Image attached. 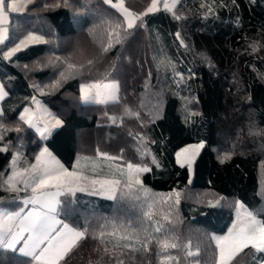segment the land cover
Listing matches in <instances>:
<instances>
[{"label":"trees","instance_id":"1","mask_svg":"<svg viewBox=\"0 0 264 264\" xmlns=\"http://www.w3.org/2000/svg\"><path fill=\"white\" fill-rule=\"evenodd\" d=\"M151 2L124 0L136 14ZM26 5L10 12L7 39L0 44V82L7 93L0 148L8 149L0 151V204L19 207L28 192L22 183L20 191H10L2 179L14 155L19 154L17 168L36 161L42 139L20 118L36 96L61 119L45 143L67 167L79 154L106 152L149 169L140 173L141 184L130 193L121 188L115 199L82 191L62 199L61 217L87 232L60 264H177L167 256L178 257V264H217L211 233L228 229L237 200L264 220V0H179L171 11L160 7L143 15L131 29L105 0ZM32 31L45 41L3 58ZM94 81H116L118 100L83 101L81 85ZM200 140L204 146L191 174L176 161V152ZM177 192L179 204L171 195ZM219 197L221 205L209 204ZM149 205L151 218L145 215ZM113 224L131 225L147 249L133 239L139 251L105 253L112 238L102 244L93 237L110 233ZM173 237L179 246L161 251L157 241ZM189 250L198 254L188 256ZM31 260L0 247V264ZM263 260V251L248 246L230 264Z\"/></svg>","mask_w":264,"mask_h":264},{"label":"snow or ice","instance_id":"2","mask_svg":"<svg viewBox=\"0 0 264 264\" xmlns=\"http://www.w3.org/2000/svg\"><path fill=\"white\" fill-rule=\"evenodd\" d=\"M105 2L112 4V0H105ZM157 3L158 0H152L147 11L141 14L131 12L125 7L124 0H118V3L114 4L113 7L123 13L127 21L126 27L131 29L135 26L136 21L141 19L143 15L157 11ZM26 6L27 5L23 2L17 3L16 0H11V3L8 4L6 8L5 0H0V44H3L7 39L8 29L3 27V25L8 23L10 12L19 13L23 11ZM174 7L175 0H173L172 4H164L165 10L171 11ZM120 27V24L116 25L117 29ZM116 37L117 42H119L120 33L118 31L116 32ZM41 40L42 37L29 34L25 40L21 41L14 48L4 52L3 58L10 59L11 56L21 50L22 46H27L29 41L36 43L41 42ZM111 46V42H109L108 47ZM104 50L107 51V48ZM68 67L71 69L76 66L69 64ZM57 84H59V81H57ZM81 92L85 101L91 100L96 103L106 104L109 101L118 100L119 85L116 82L85 84L82 85ZM6 95L7 93L4 91L3 85L0 84V99H3ZM36 103L38 105L37 112H31L29 109H25L20 118L30 127L36 128L41 136H44L45 132L48 131L47 121H45V127L42 129L40 121L44 120L45 117L39 112V102L37 101ZM126 112L130 113L131 110L126 109ZM112 119L115 120L116 118L112 117ZM60 123H62L60 120H55L56 125ZM2 127L3 126H0V128ZM12 130L20 131L19 128ZM0 139H3L2 134H0ZM196 147L202 148L203 145L201 144ZM0 151H8V149L4 147L0 148ZM46 155L50 157V159H45ZM179 155L180 154H178V157ZM100 156H106V154L101 153ZM227 158L228 157L225 156V159ZM18 159L19 154L12 157L10 163L12 174L8 176L4 183L8 186V190L10 191H20L17 185L21 183L24 185V190L31 188L32 196L26 203L32 204L33 208L26 215L22 214V210L15 213L0 211V247L16 250L15 246L23 241V247L20 248L19 251L35 260L36 264H60L78 242L85 237L87 229L82 231L77 230L57 219V206L60 204L58 197L61 195V189H67L71 192L73 188L70 186L82 181H89V177L83 175V171L79 169V161L77 162V166H74L73 170L69 171L60 164L59 161L55 160L54 157H51V153H48L46 148L35 158V164H30L23 169L17 168ZM84 159L89 160L90 158L85 157ZM127 170L128 178L124 182L123 187L130 193L134 184H141L139 179L133 180V173L149 171V169L140 168L138 166L134 167L132 164H128ZM90 183L93 186L99 185L100 188L98 193L94 192L93 194L108 195L111 199L116 198L115 193L121 185V181L116 179H92ZM52 189H54V191ZM80 190L84 191L85 189L81 188ZM142 191L145 197H147L149 190L144 188ZM171 195L176 197L175 203L179 204L180 193L177 192ZM136 198L139 199V197ZM151 207L152 206L149 205V211L145 213L149 218L152 217ZM240 207L243 208V205H240ZM164 219L167 220L168 216H165ZM155 231L159 232L160 228L157 227ZM106 236L112 238L113 246L112 249L105 247L103 249L105 253L109 251L114 252L118 248H132L134 251L140 250L130 243H122L133 239L138 243H142L137 230L132 228L131 225L127 227L121 225L118 227L113 224L110 233L101 230L93 238H99L102 244H106L108 242L105 239ZM214 239L219 249L218 264H230L237 254L242 252L243 249L247 248L249 245H252L257 251H264V220H258L252 212H246L242 217L238 209L237 220L228 230L227 235L214 237ZM175 240L176 238L173 237L172 242L168 239H164L157 241V243L161 251H165L169 248L175 249L179 246L174 242ZM148 242L150 243L151 241L149 240ZM142 247L146 250L147 244L142 243ZM188 248H191L190 244ZM197 254L198 252L194 253L191 250L187 252L188 256ZM165 259L168 261H177L178 264L179 258L167 256ZM161 264H164V261H162Z\"/></svg>","mask_w":264,"mask_h":264},{"label":"rangeland","instance_id":"3","mask_svg":"<svg viewBox=\"0 0 264 264\" xmlns=\"http://www.w3.org/2000/svg\"><path fill=\"white\" fill-rule=\"evenodd\" d=\"M28 0H16L17 3H27ZM179 0H175V5L176 3L178 2ZM6 5L7 6L8 4L11 3V0H7L6 1ZM118 3V0H112V5ZM152 3V2H151ZM165 3H169V4H172L173 3V0H158V3H157V9H159L160 7H164V4ZM151 5V4H150ZM149 5V6H150ZM148 6V7H149ZM125 7H127L125 5ZM7 8V7H6ZM131 12H133L129 7H127ZM147 11V9H146ZM135 13V12H133ZM121 14L123 15V13L121 12ZM124 17V15H123ZM125 20V18H124ZM126 24H127V21L125 20ZM29 34H34L36 36H39V37H42V40L41 42L45 41L46 37L41 34V33H38V32H27L26 34H24L22 37H20L18 39V41L16 42L15 45H13L12 48H14L17 44H19L21 41L25 40L26 37H28ZM34 42H28L27 45L29 44H32ZM38 43V42H36ZM25 46H22L21 48H23ZM96 82H102V83H112V82H116V81H94V82H91L92 83H96ZM117 83V82H116ZM0 84H2L0 82ZM88 84V83H86ZM3 85V84H2ZM85 85V84H84ZM4 87V86H3ZM4 91L6 92L5 88H4ZM4 98V97H3ZM82 99H83V96H82ZM2 100L3 99H0V113L2 111ZM39 102V112L41 114L44 115L45 119L44 120H41L40 121V126L41 128L43 129L45 127V121H47V128H48V131L45 132V135L44 136H41L40 132H38L36 130V128L32 127L37 133L38 135L40 136V138L42 139V144L39 148V151L37 153V156L46 148L48 150V153H51V157H54L55 160L59 161L60 164H62L65 168H67L69 171H72L74 166H77V162L79 161V169L83 171V175L89 177V181H82L78 184H75V185H72L70 187L73 188V191H68L67 189H61V195L58 197L60 203L62 202V199L65 197V196H69V195H74L76 192L78 191H81L80 189L81 188H84L85 190L82 191V192H86V193H89V194H92V195H97V196H101V197H105V198H109L108 195H101V194H93L94 192H99L100 191V188H99V185H95L93 186L91 183H90V180L92 179H116V180H120L121 181V185L118 187L116 193H115V196L116 194L119 192V190L123 187V184L124 182L127 180L128 178V170H127V166L128 164H132L134 167L135 166H138L140 168H147L148 169V166L147 165H135L133 163H121L120 161H118L117 157L116 156H113L109 153H106V152H98L97 154L95 155H91V156H87V155H84V154H79L73 164L72 167H67L50 149L49 147L46 145L45 143V140L47 139V137L49 136V132H51L53 129H55L56 127L60 126L61 123L59 125H56L55 124V120L58 119L61 121L60 117L58 115H56L53 110L45 103L43 102L41 99H39L38 97H33L30 101L29 104H27L23 109L22 111L20 112V117L21 115L24 113V110L25 109H29L31 112H37L38 111V105L36 102ZM83 101H85L83 99ZM93 102V101H91ZM46 110V111H45ZM203 145L204 146V141L203 140H200V141H196V142H191V143H187L185 145H183L182 147H180L177 152H176V161L181 164V165H187L190 169V172L192 174L193 172V164H194V160L195 158L197 157V155L199 154V152L201 151L202 148H197L196 146L198 145ZM262 146V145H261ZM187 150V151H185ZM103 153V154H106V156H100V154ZM178 154L179 157H178ZM85 157L87 158H90L89 160H86L84 159ZM109 158H113V159H109ZM45 159H50V157H48L47 155L45 156ZM189 161H190V164H189ZM36 163V161H35ZM34 163V164H35ZM18 169H21V168H18ZM143 172V171H142ZM140 173H133V180H136V179H139L141 181V177H140ZM12 174V169L11 171L9 172V174L7 176H5L3 179H2V183L5 184L4 182L7 180L8 176H10ZM20 185V184H19ZM17 187L19 188V186L17 185ZM20 189V188H19ZM125 189V188H124ZM54 191V189H52ZM27 194L24 195V197L22 198V204L19 206V207H9V205L7 204H0V211H4V212H12V213H15V212H20L22 210V214L26 215L29 211L32 210L33 208V205L30 204V203H26V201L32 196V191H31V188H28L27 189ZM222 201H223V198L222 197H219V198H216V199H211L209 201V204L212 205V206H219L222 204ZM240 205H243V208L240 207ZM59 205L57 206V219L62 221L64 224H68L70 227L72 228H75L77 230H80L79 228H77L76 226H74L73 224L69 223V222H66L63 217H61V215L59 214L58 210H59ZM239 209L240 213H241V216L243 217L244 214L246 212H252L256 218L258 220H263L262 218H260L254 211L253 209L249 208L245 203H243L241 200H237L232 208V211H233V220L231 221L228 229L225 231V232H212L211 233V236H212V240H213V243L216 245V241L214 239V237H218V236H224V235H227L228 233V230L232 227L233 223L236 222L237 220V210ZM27 235V234H25ZM122 243H130L132 244L133 246L136 245V242L131 240V241H124ZM249 246H252V245H249ZM23 247V241H21L20 244H17L16 245V250L22 254L19 249ZM217 247V245H216ZM264 252V251H263ZM219 262V249L217 247V264ZM31 264H36V261L35 260H31ZM192 264H199L197 261H193ZM259 264H264V260L261 261Z\"/></svg>","mask_w":264,"mask_h":264},{"label":"crops","instance_id":"4","mask_svg":"<svg viewBox=\"0 0 264 264\" xmlns=\"http://www.w3.org/2000/svg\"><path fill=\"white\" fill-rule=\"evenodd\" d=\"M7 3H6V1H5V5H6ZM7 7V6H6ZM9 21H10V16H9ZM9 21H8V23H9ZM8 23L7 24H5V25H3V27H6L7 29H8ZM7 33H8V31H7ZM88 84H91V83H88ZM82 85H84V84H82ZM82 85H81V87H82ZM81 95L83 96V94H82V92H81ZM90 102H91V100H89ZM86 102H88V101H86ZM16 247V246H15Z\"/></svg>","mask_w":264,"mask_h":264}]
</instances>
